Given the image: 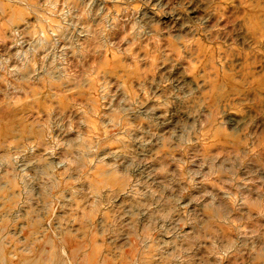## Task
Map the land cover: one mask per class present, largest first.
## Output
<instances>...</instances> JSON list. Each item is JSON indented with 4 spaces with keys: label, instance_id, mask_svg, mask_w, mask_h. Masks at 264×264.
Instances as JSON below:
<instances>
[{
    "label": "rangeland",
    "instance_id": "1",
    "mask_svg": "<svg viewBox=\"0 0 264 264\" xmlns=\"http://www.w3.org/2000/svg\"><path fill=\"white\" fill-rule=\"evenodd\" d=\"M0 264H264V0H0Z\"/></svg>",
    "mask_w": 264,
    "mask_h": 264
}]
</instances>
